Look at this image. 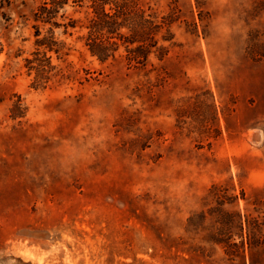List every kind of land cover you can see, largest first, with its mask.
<instances>
[{"label":"rangeland","instance_id":"374dc122","mask_svg":"<svg viewBox=\"0 0 264 264\" xmlns=\"http://www.w3.org/2000/svg\"><path fill=\"white\" fill-rule=\"evenodd\" d=\"M39 3L0 0V264H264V0H143L145 66L54 28L42 80Z\"/></svg>","mask_w":264,"mask_h":264},{"label":"trees","instance_id":"16d2710c","mask_svg":"<svg viewBox=\"0 0 264 264\" xmlns=\"http://www.w3.org/2000/svg\"><path fill=\"white\" fill-rule=\"evenodd\" d=\"M67 7L80 17H67ZM151 11L150 7L145 8L143 0H40L33 13V21L42 26L48 25L49 29L47 36L40 38L39 27L34 25L36 51L33 60H26L28 68L35 69L40 80L52 69L46 54L59 52L53 37L54 28H63V34L68 36L74 32L82 33L79 40L83 42V47L101 62L116 55L129 64L140 66H145L152 54L161 60L168 51L159 45L158 36L164 30L161 40L172 43L170 29L174 17L169 14L158 20ZM58 17L62 23L57 22Z\"/></svg>","mask_w":264,"mask_h":264},{"label":"bare ground","instance_id":"6f19581e","mask_svg":"<svg viewBox=\"0 0 264 264\" xmlns=\"http://www.w3.org/2000/svg\"><path fill=\"white\" fill-rule=\"evenodd\" d=\"M251 134V133H250ZM253 134V133H252ZM251 138V137H250ZM251 139H253V138H251ZM254 140V139H253ZM257 140H260V137H259V139H257ZM256 142V141H255Z\"/></svg>","mask_w":264,"mask_h":264}]
</instances>
